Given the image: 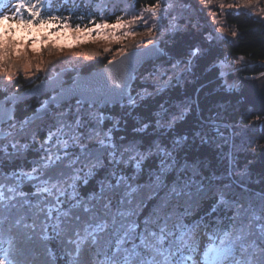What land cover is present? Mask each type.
Instances as JSON below:
<instances>
[{
	"label": "snow or ice",
	"instance_id": "1",
	"mask_svg": "<svg viewBox=\"0 0 264 264\" xmlns=\"http://www.w3.org/2000/svg\"><path fill=\"white\" fill-rule=\"evenodd\" d=\"M40 5L41 0H16L14 7L0 12V61L14 48L19 54L13 31L21 41L26 38L21 33L32 34L27 38L35 43L72 28L57 15L45 19ZM157 9L164 11L159 0L149 11L155 15ZM116 20L111 26L95 21L92 27L77 24L74 31L81 35L75 38L98 37L111 27L104 39L120 42L116 30L125 25L120 17ZM129 34L124 32L123 37ZM122 94L132 108L143 99L140 93ZM50 103L57 110L43 126L48 136L38 148L32 147L37 130L27 126L31 121L5 117L11 150L0 147V213L17 217L18 222L31 219L25 227L32 230L39 225L45 239L56 242L65 264H189L202 227L214 229L211 239L219 242L209 249L214 258L226 257L225 264H264V194L253 201L222 185L214 189L204 215L191 219L192 207L204 195L205 178L194 164L181 163L177 157L186 135L170 146L126 137L116 143L112 129L102 128L107 117L87 110L82 98L67 107L55 96ZM152 115L156 127L171 130L184 119L186 105L161 104ZM148 127L145 123L137 131ZM28 150L36 153L31 161H26Z\"/></svg>",
	"mask_w": 264,
	"mask_h": 264
},
{
	"label": "trees",
	"instance_id": "2",
	"mask_svg": "<svg viewBox=\"0 0 264 264\" xmlns=\"http://www.w3.org/2000/svg\"><path fill=\"white\" fill-rule=\"evenodd\" d=\"M131 1L41 0L40 6L45 19L49 14H54L63 18L62 22H68L75 28L77 24L82 27L92 26L91 21H116V17H124L130 11L127 9L129 3L134 5L135 10L157 3V0ZM162 1L159 0L160 3ZM15 2L16 0H0V12L10 10ZM25 2L35 3V0ZM180 12L183 14L179 24L184 25H181V29L170 30L160 39L167 49V55L149 61L138 71L132 91L150 89L147 94H142L143 99L139 101L138 106L132 108L128 103H118L113 107L101 109L107 117L104 126L112 129L111 134L116 143L120 142L121 137H126L135 138L141 144L153 140L165 142L170 146L177 137L187 136V140L177 148V157L181 163L194 164L205 178L204 195L200 203L191 210V219L195 220L204 215V210L212 203L214 189L222 185H229L232 191L243 193L253 201L264 194V164L259 158V152L264 146V135L260 131L264 115L260 109L245 100L237 89L234 82L236 72L230 73L228 78L231 81H227L220 64L221 61L234 62L241 59L244 60L240 63L243 75L256 76L264 72V18L243 10H227L224 19L231 27L232 35L229 36L217 32L216 24L212 23L205 6L198 4L196 0H184ZM165 25L166 28L170 27ZM107 61V55L101 56L87 61L82 68L89 71ZM176 62L184 64L183 71L178 76H172L160 87L150 80L143 79L145 74L154 73L158 63L169 65ZM13 82L11 90L23 89L31 83L20 76ZM8 90L0 86V97L5 96ZM40 103L41 99L38 97L21 103L13 119L25 120ZM161 104L165 107L186 105L184 119L178 121L171 130L155 125L152 114ZM67 105L66 103L62 106ZM56 110L57 107L52 111ZM49 119L50 114L36 118L28 124V127L37 130L36 143L32 147L38 148L46 141L48 132L43 126ZM145 123L149 127L144 131H137L142 129ZM5 142L9 144L8 139L0 137V147L7 149L8 144L5 146ZM34 158L36 153L28 150L26 161ZM16 229L9 222L8 215L0 213V261L13 264L12 261L5 260L7 256L4 251L8 248V255L15 259L17 264H45V252H37L40 246L35 247L36 241L27 235L30 233L25 231L22 235ZM213 231V228L205 230L202 227L198 236L207 232L211 238ZM205 246V243L201 246L195 241V251L189 257V264H225L224 256L214 258L212 255L210 258L209 254L206 257L199 255ZM62 260L58 255L56 263L61 264Z\"/></svg>",
	"mask_w": 264,
	"mask_h": 264
},
{
	"label": "rangeland",
	"instance_id": "3",
	"mask_svg": "<svg viewBox=\"0 0 264 264\" xmlns=\"http://www.w3.org/2000/svg\"><path fill=\"white\" fill-rule=\"evenodd\" d=\"M196 1L198 4H202L205 6L208 16L210 17L212 23L216 24V30L220 35H232L230 33L231 27L224 19V14L227 10H243L248 12L249 14L264 18V0H210V3L208 2V0ZM160 4L161 9H164V11L162 12L160 9H157L155 15H153V13L149 11L150 5H144L141 8L135 10L134 5L129 3L127 5V9H130V11H128L124 17H121V21L124 23L125 27L123 29L116 30L117 36L122 37L120 39V42H115V40L112 39H104L105 35H108L113 31L111 27L105 30L104 33H101L98 37L83 35L79 40H77L75 37L81 35V33H76L74 31V28L72 27L68 30L53 32L52 38H50V40L48 41H36L35 43L29 42V39L27 38L32 34L21 33L20 35H24L26 37L23 41H21L19 39V36L15 33V31H13L11 35L16 37V43L19 45V54L17 55L16 49L14 48L12 54L5 61H0V86L8 88V94L19 90V88L11 90V87L14 84L13 80H15V78H17L18 76L28 79L32 83L55 74L61 68L67 66H83L84 63L94 58L107 55V60H110L119 56L120 50H123L124 52L134 47L147 45L156 40H160L170 30L181 29V25L184 24H179L182 17L181 15L183 14L182 12H180V10L184 6V0H163ZM177 18H179V20H177ZM104 22L108 23L111 26L112 24L117 23V20L113 22L102 20L97 23ZM164 23L168 24L170 27L166 28V25ZM56 26V24L52 25L53 28H55ZM149 29H151L150 35L148 34ZM49 30L50 29H45L42 31ZM124 32H128L130 34L126 37H123ZM57 36L59 37V39H56ZM105 49L108 50L105 51ZM241 62H244V60L239 59L234 62H220L222 71L226 75L227 81H231L229 80L228 76L230 73L235 71L236 78L234 82L236 83V85L240 83L241 80L238 76V73L242 72L240 70L242 68L240 64ZM161 65H163V68L160 67ZM174 65L175 67H173ZM184 67V64L180 62L169 65L158 63L156 70H154V73L145 74L143 76V79L150 80L154 82L157 87H160L161 85L169 81L172 76H178L180 72L183 71ZM164 70H167L166 74H164ZM149 90L150 89L144 88L142 91H139V89H136V92H134V94L135 96L137 93L147 94ZM43 98H40L41 103L43 102ZM76 101V99H72L66 103H71L74 105ZM56 107H53V109ZM85 108L87 110H90L91 112L96 113L97 116H106L105 112L102 111L98 104H95L93 106L87 104L85 105ZM50 113H48L47 115H49ZM13 120L19 123H27L29 121L28 118H26L25 120ZM105 120L107 119H104V121ZM31 121H35V119ZM104 121L102 124L103 130L107 131L108 129H111L110 127L108 128L107 126H104ZM19 123L17 126H19ZM1 129L3 131H6L7 133H9L10 131L6 123L1 126ZM3 138H6V136ZM7 144L8 142H5L4 145L6 146ZM8 217L9 222H11L13 228H18L16 230L20 231L19 233L23 235V232L27 231L31 234L27 235L32 240L36 241L35 247L40 246L38 247L37 252H39V254H42V251L45 252V264H57L56 259L58 258V255L61 256L60 250L55 241L45 239V234L40 229L39 225L35 230H32L25 227L26 224H31V219L25 218L24 220L18 222L17 217ZM210 239V234L207 232H204L200 237L198 236V234L196 235L195 241H198L201 246L203 245V243H205L206 245L205 247H202V254L200 253L199 255H204L206 257L209 254L210 258L212 257L209 249L213 246H218L219 242L214 244ZM8 251V248L4 251V255L7 256V259L5 260H9V262L12 261L13 264H17V262H15V259L8 255ZM27 262L30 263L29 261ZM31 264L37 263L32 262ZM61 264H65V261L62 260Z\"/></svg>",
	"mask_w": 264,
	"mask_h": 264
},
{
	"label": "water",
	"instance_id": "4",
	"mask_svg": "<svg viewBox=\"0 0 264 264\" xmlns=\"http://www.w3.org/2000/svg\"><path fill=\"white\" fill-rule=\"evenodd\" d=\"M160 52L167 55V49L161 40H156L144 46L134 47L124 51L115 58L108 60L104 65L84 71L82 66H67L59 69L55 74L32 82L23 89L0 97V137L8 133L1 129L5 117L12 118L17 113V107L35 97L43 98V102L28 117V120L42 117L50 113L57 105L50 103L55 96L63 103L72 99H83L85 105L98 104L100 108L113 107L118 103H127L122 93H131L135 96L133 84L138 78V71L149 61L163 58ZM135 53L133 56L132 54ZM129 57V59H125ZM240 83L237 85L241 95L252 106L260 109L264 115V72L247 77L238 73ZM46 106L47 110H42ZM38 110H41L38 112ZM106 117V116H105ZM264 135V118L260 125ZM259 158L264 164V146L259 152Z\"/></svg>",
	"mask_w": 264,
	"mask_h": 264
}]
</instances>
